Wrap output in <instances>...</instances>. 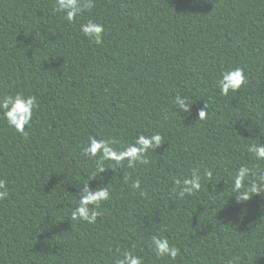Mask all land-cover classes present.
Returning a JSON list of instances; mask_svg holds the SVG:
<instances>
[{
  "label": "trees",
  "instance_id": "obj_1",
  "mask_svg": "<svg viewBox=\"0 0 264 264\" xmlns=\"http://www.w3.org/2000/svg\"><path fill=\"white\" fill-rule=\"evenodd\" d=\"M54 4L0 0V94L39 103L27 138L0 119L10 193L0 202V264H115L125 250L145 264H264V197L237 203L224 183L264 129V0H94L75 25ZM88 20L104 25L101 45L79 31ZM236 67L247 85L219 95L217 78ZM177 94L192 105L172 116ZM206 101L209 116L197 123ZM140 132L165 138L150 165L90 181L94 165L80 151L89 136L126 144ZM199 165L217 168L215 187L203 181L177 198L172 177ZM135 179L148 199L130 187ZM88 181L112 194L95 225L71 220ZM156 234L181 249L177 261L155 259Z\"/></svg>",
  "mask_w": 264,
  "mask_h": 264
},
{
  "label": "clouds",
  "instance_id": "obj_2",
  "mask_svg": "<svg viewBox=\"0 0 264 264\" xmlns=\"http://www.w3.org/2000/svg\"><path fill=\"white\" fill-rule=\"evenodd\" d=\"M94 7V0H55L53 7L54 13H62L63 18L70 25H75L80 17ZM79 31L83 36L95 45H101L105 34V27L94 20H88L80 24ZM248 83V76L245 69L236 67L222 71L216 80V87L219 95L228 97L230 93L236 94ZM176 111L171 113L172 116L181 113H189L192 103L189 98L177 94L172 101ZM39 108L38 97L32 94H25L23 91L15 93L6 92L0 94V119H3L8 127L19 135L27 138V128H31L35 111ZM209 105L206 101L203 108L198 113V122L207 120L209 116ZM170 117L165 114L164 119ZM259 127V125H257ZM259 134L256 135V142L246 144L247 159L237 164L232 172V178L229 182H224L231 190V195L235 196L237 203H246L256 196L264 197V143H261V137H264V129L259 127ZM251 131V129H247ZM165 138L160 132L146 134L140 132L132 138L130 142L122 144L116 136L107 138H97L89 136L87 143L81 146V155L92 162V181L111 169H135L138 165L148 166L151 161L150 153L156 151L163 144ZM119 145V146H118ZM217 172L215 166L199 165L191 168L190 176L184 178L172 177V192L177 198L184 199L197 195L201 188L202 182L207 181L208 185L212 184L213 176ZM123 178L127 182L129 176L124 174ZM78 183L82 187L78 201L74 202L71 210V220L85 222L89 225H95L98 218L103 216V204L109 202L112 194L108 184L96 189L89 187V182ZM130 187L138 192L143 199L149 198L147 190L142 188L141 180L135 179L131 182ZM8 182L0 179V202L9 199ZM149 249L154 254L155 259H167L177 261L181 255V249L174 243L170 242L169 237L163 234L150 235ZM120 250L117 249V253ZM238 256L232 257L227 264H239ZM115 264H145L143 256L134 255L133 251L125 250Z\"/></svg>",
  "mask_w": 264,
  "mask_h": 264
}]
</instances>
